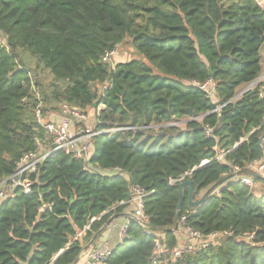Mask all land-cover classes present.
<instances>
[{
	"label": "trees",
	"instance_id": "trees-1",
	"mask_svg": "<svg viewBox=\"0 0 264 264\" xmlns=\"http://www.w3.org/2000/svg\"><path fill=\"white\" fill-rule=\"evenodd\" d=\"M0 33L8 41L0 47V181L45 138L34 116L39 82L19 65L22 50L53 76L46 104L87 113L103 105L98 130L150 127L97 136L94 172L63 153L41 163L32 192L19 189L0 204V264H74L83 242L128 211L121 204L137 186L148 194V228L132 221L105 264H154L157 238L179 245L182 182L171 181L186 174L193 200L217 187L196 211L185 187L181 217L206 236H233L175 264H264V178L250 167L264 159V97L258 89L238 97L263 72L264 8L254 0H0ZM127 38L141 58L104 62ZM210 80L214 99L196 85ZM182 119L186 132L165 128ZM152 126L162 130L157 137ZM206 126L214 137H206ZM218 146L228 152L226 162L216 159ZM234 168L263 193L228 179ZM248 235L251 241L243 239Z\"/></svg>",
	"mask_w": 264,
	"mask_h": 264
},
{
	"label": "built area",
	"instance_id": "built-area-1",
	"mask_svg": "<svg viewBox=\"0 0 264 264\" xmlns=\"http://www.w3.org/2000/svg\"><path fill=\"white\" fill-rule=\"evenodd\" d=\"M254 1L260 7L264 8V1ZM7 46V39L0 33V47ZM117 53V49L111 53H107L104 56L103 61L111 62L112 58L117 55ZM196 85L205 91L209 98H216V84L213 81L210 80L204 84L196 83ZM107 88L108 85L106 84L103 88V92ZM252 89H258L259 96L261 98L264 97V68L258 79L246 91H244V93ZM101 106L103 105H100L98 108L99 114L102 110L100 108ZM220 108H222V106ZM34 116L38 127L45 133V138H37V149L25 153L17 164L15 172L8 178L0 181V204L14 199L17 196L19 189L25 193H31L34 185L32 176L36 174L39 165L52 155L63 153L71 156L75 160L84 163V170L94 172V165L90 163V160L94 154V140L97 136L118 131H143L144 129H150V127L116 126L114 128L98 130L96 127H90L88 125L89 117L85 110L71 107L66 103L60 105L59 113H55L50 120H46L41 104H38L35 107ZM205 134L208 138L214 137L213 128L206 126ZM227 153V151L218 146L216 159L226 162L225 159ZM250 167L252 170L261 171V176L264 178V159L251 164ZM117 171L119 172L120 170ZM238 172L239 169L234 168L233 181H240L245 186L254 189L256 186L255 180L252 177L241 176ZM188 175L189 174H186L178 180H172L171 184L184 182ZM147 196V192L140 186H137L133 188L132 199L121 204H128L130 210L124 213L126 215L122 217L124 223L120 226L118 236V241L120 243H123L127 237V232L132 221L137 222V224L145 230L148 228L149 218L144 210L145 198ZM116 222H114V224ZM114 224L112 227H114ZM177 232L183 234L184 241L174 248H168L160 238L156 239V251L153 257L154 264H164L165 261H168L170 264H175L187 254L200 252L222 238L233 236L232 231L216 232L206 236L187 224V214L179 219ZM247 237L252 238L251 235H248ZM111 254L112 248L110 246V240H108L104 244L97 246V248L91 249V251L84 255H87V259L95 264H105Z\"/></svg>",
	"mask_w": 264,
	"mask_h": 264
},
{
	"label": "rangeland",
	"instance_id": "rangeland-1",
	"mask_svg": "<svg viewBox=\"0 0 264 264\" xmlns=\"http://www.w3.org/2000/svg\"><path fill=\"white\" fill-rule=\"evenodd\" d=\"M117 50H118L117 55H115L112 58V63L114 65L117 64V62H119V63H121V62H129L131 60L141 58L140 55L134 49L130 38H127L121 45H119L117 47ZM19 55H20V59H21V62H19V65L27 67L31 71L32 80L33 81L36 80L37 82H39V88L36 87V89H35L36 99L38 100V104H41L42 108L45 110L46 120H50L51 117L55 113H59V111H60V110L57 111V108H60L59 105H55V104H52V103L51 104H49V103L46 104V101H45V99H46L45 98V94L50 96L52 91L55 89V83L53 82V76L49 73L48 70H46L42 66H40L38 64L37 60L34 57H32L25 50L20 51ZM154 72L157 73L156 70H154ZM249 87L247 86V87H244V88L240 89L238 91V95L241 94L242 92H244ZM95 88H97V87L95 86ZM99 88L100 89H97V90H99V92H100L102 90V87H99ZM100 108L102 109V108H105V107L101 106ZM87 111H88V117H89L88 118L89 119L88 120V125L90 127H96V129H97V126H98V123H99V118H98L99 111H98V109L97 110L88 109ZM197 120L199 122H201L202 121V117L198 118ZM187 122H188L187 119H182L180 121H172V122H170L168 124H165V126H167L165 128H175L176 134H177V132L184 133V132H186V124H187ZM160 129L161 128H159L158 126H155L152 129V132H153L152 134H154V136L157 137V135H159L162 132V130H160ZM148 134H150V133H148ZM155 137H153V138H155ZM252 172H253V174H259V175L262 174L261 171L252 170ZM112 174L113 173H111V175ZM260 189H261L260 184L256 183V186L254 187V192L257 193V194L263 193V192L260 191ZM208 191H204V193L206 194ZM215 193H217V192H215ZM215 193H213V194H215ZM201 198H202V195L200 196L199 199H201ZM118 229L120 230V225H119ZM111 233L114 234V235L117 233L116 232V227L110 226L103 233V235L97 240V242H95L93 244V246L86 253L91 251V249L97 248V246H99L101 244H104L108 240H111V239L107 240V237ZM79 234H82V233H79ZM115 239H118V236L116 237V235H115ZM243 239H245L247 241H251L250 237H245ZM89 242L88 243H86V242L84 243L83 242L84 248L89 244ZM180 242H182V241L180 240ZM110 246H111V244H110ZM87 258H88L87 255L83 254L77 264H95L94 262H91ZM164 264H169V263H168V261H165Z\"/></svg>",
	"mask_w": 264,
	"mask_h": 264
},
{
	"label": "water",
	"instance_id": "water-1",
	"mask_svg": "<svg viewBox=\"0 0 264 264\" xmlns=\"http://www.w3.org/2000/svg\"><path fill=\"white\" fill-rule=\"evenodd\" d=\"M244 94V93H243ZM261 144L263 146L264 149V135L261 137ZM205 164H203L202 166H204ZM233 178V175H231L228 179ZM185 187L189 188V207L190 210L192 211H196L198 209H200L201 207H203L206 203H207V197L209 196V194L212 192L213 189H215L217 186H214L211 190H209L201 199L199 200H193V194H194V187L191 183V181H185L182 182L181 185L179 186V190H180V201L178 204V218H181V212H182V208L184 205V201H185V194H184V189ZM126 214H120V215H116L114 217H112L105 225L104 227L101 229V231L96 234L93 239L89 242V244L82 250L81 254L79 255V257L77 258L76 262L74 264H77L78 261L80 260L81 256L83 254H85L95 243L96 239L103 233L105 232L110 226H112L114 224V222H116L118 219H120L121 217L125 216ZM178 230V225L174 228V231ZM81 235V234H79Z\"/></svg>",
	"mask_w": 264,
	"mask_h": 264
},
{
	"label": "crops",
	"instance_id": "crops-1",
	"mask_svg": "<svg viewBox=\"0 0 264 264\" xmlns=\"http://www.w3.org/2000/svg\"><path fill=\"white\" fill-rule=\"evenodd\" d=\"M262 1H264V0H262ZM117 63H119V62H117ZM121 63H122V62H121ZM250 86H251V85H250ZM247 89H248V88H247ZM247 89H246V90H247ZM246 90H245V91H246ZM243 93H244V92H242L241 94H239L238 97L242 96ZM103 107H104V106H103ZM102 110H104V108H102ZM102 110H101V111H102ZM53 116H54V115H53ZM53 116H52V117H53ZM154 127H155V126H152L151 129H153ZM158 127H159V126H158ZM159 128H160V127H159ZM101 172H102L103 174H105V175H111V173H114L113 171H101ZM260 176H261V175H260ZM204 195H205V193H204V194L202 193V197H203ZM198 200H199V199H198ZM129 210H130V208L128 209V211H129ZM128 211H126V212H128ZM123 223H124V220H123L122 217H121V218L118 219V221L114 224V227H116V232H117V233L115 234L116 237L119 236V229H118V228H119V225L121 226ZM117 227H118V228H117ZM115 235L111 233V234H109V236L107 237V240H108V239H111V240H110V241H111L110 244H111L112 246L115 244ZM177 237H178V240H179V244H181V243L184 241V236H183V234L177 232ZM180 240H181L182 242H180Z\"/></svg>",
	"mask_w": 264,
	"mask_h": 264
}]
</instances>
